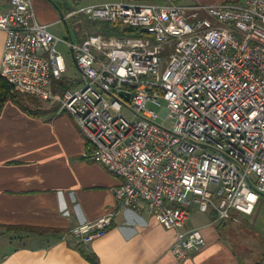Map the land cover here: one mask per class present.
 <instances>
[{
  "label": "built area",
  "instance_id": "2783aa9c",
  "mask_svg": "<svg viewBox=\"0 0 264 264\" xmlns=\"http://www.w3.org/2000/svg\"><path fill=\"white\" fill-rule=\"evenodd\" d=\"M92 1L66 19L85 15L137 36L93 33L75 43L40 23L31 0H10L0 11V72L22 94L73 117L92 160L122 180L119 208L144 207L178 231L171 253L185 260L207 245L202 229L182 230L188 207L238 220L234 213L252 215L264 195V0ZM60 43L83 80L62 95L53 89L67 72ZM114 217L70 235L89 245L107 235Z\"/></svg>",
  "mask_w": 264,
  "mask_h": 264
},
{
  "label": "crops",
  "instance_id": "0c3cea01",
  "mask_svg": "<svg viewBox=\"0 0 264 264\" xmlns=\"http://www.w3.org/2000/svg\"><path fill=\"white\" fill-rule=\"evenodd\" d=\"M31 1L38 21L49 25L53 34L66 35L63 39L75 43L86 38L82 36L88 28L85 15L66 19L86 1ZM10 6V0H0V11L7 12ZM89 22L97 33L105 24ZM5 43L6 32L0 29V66ZM65 62L63 77L74 85L72 89L81 87L77 66V73L70 74ZM42 109L46 113L34 117L9 102L0 116V264H95L83 251L92 254L97 264H246L240 248L245 250L253 242L256 250H264L263 195L252 215L234 213L238 220L219 221L213 217L215 212L188 207L190 215L182 230L202 229L207 245L185 260L178 259L171 253L178 231L164 227L144 207L120 209L115 189L122 180L92 160L93 152L73 117L49 102ZM112 213L115 217L104 238L79 246L70 235L74 227ZM8 226L52 228L63 233L57 237L9 233ZM256 264H264V254Z\"/></svg>",
  "mask_w": 264,
  "mask_h": 264
},
{
  "label": "trees",
  "instance_id": "16d2710c",
  "mask_svg": "<svg viewBox=\"0 0 264 264\" xmlns=\"http://www.w3.org/2000/svg\"><path fill=\"white\" fill-rule=\"evenodd\" d=\"M100 30V34L105 36L119 35V36H137V31L133 29H122L121 25H112L110 23H105ZM74 85L66 78L55 79L53 89L55 93L60 95L64 94L67 90L72 89ZM12 102L22 111L30 116L39 117L44 115L46 111L42 109H33L32 104H38L39 100L32 96H28L19 92L15 86H13L0 72V116L2 115L5 106ZM56 111V110H55ZM89 152H93V147L90 142L87 144ZM213 217L217 219V214L213 213ZM7 232L15 233H29L38 235H53L55 237L60 236L63 232L52 228H42V227H28V226H8L6 227ZM84 255L88 260L97 264V259L90 253L83 251Z\"/></svg>",
  "mask_w": 264,
  "mask_h": 264
},
{
  "label": "rangeland",
  "instance_id": "374dc122",
  "mask_svg": "<svg viewBox=\"0 0 264 264\" xmlns=\"http://www.w3.org/2000/svg\"><path fill=\"white\" fill-rule=\"evenodd\" d=\"M129 1L130 2H136V3H139V2L140 3H145V2H151L152 3L154 0H129ZM170 1L178 2V3H182V4L198 3L196 0H170ZM92 2H93L92 0L91 1H86L85 4H90ZM85 22L87 23L88 28L85 27L86 29H84L85 34L82 35L83 37L85 35H90V34H93V33H97L96 32L97 28H93L92 29V26L90 24L91 22H89L88 18H85ZM61 36H62L61 38L63 39L66 35H61ZM57 50H58V52L60 54L64 55L68 65H69V68H70L69 73L70 74H76L77 73V68H76V65H75V60H74V56H73V53L71 51V48L70 49L67 48L65 43H60L58 45V47H57ZM46 105H48V102L39 100L38 104H36V105L32 104L31 107L33 109H42V108H45ZM52 105L57 106L55 104H52ZM155 109H156V111L158 113H160V111H161L160 108H155ZM126 114L129 115L128 113H126ZM160 122H162V121L160 120ZM247 246H248V248L245 249V250L240 248V256L243 258V260L246 262V264H256L260 260L262 255L264 254V250L263 249L256 250L253 242L248 243Z\"/></svg>",
  "mask_w": 264,
  "mask_h": 264
},
{
  "label": "water",
  "instance_id": "95a60500",
  "mask_svg": "<svg viewBox=\"0 0 264 264\" xmlns=\"http://www.w3.org/2000/svg\"><path fill=\"white\" fill-rule=\"evenodd\" d=\"M124 95V93H122Z\"/></svg>",
  "mask_w": 264,
  "mask_h": 264
},
{
  "label": "bare ground",
  "instance_id": "6f19581e",
  "mask_svg": "<svg viewBox=\"0 0 264 264\" xmlns=\"http://www.w3.org/2000/svg\"><path fill=\"white\" fill-rule=\"evenodd\" d=\"M192 253H193V252H192ZM192 253H191V254H192Z\"/></svg>",
  "mask_w": 264,
  "mask_h": 264
}]
</instances>
